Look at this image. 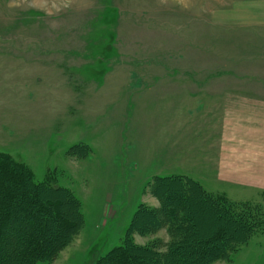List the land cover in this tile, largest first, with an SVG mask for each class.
<instances>
[{"label": "rangeland", "instance_id": "rangeland-1", "mask_svg": "<svg viewBox=\"0 0 264 264\" xmlns=\"http://www.w3.org/2000/svg\"><path fill=\"white\" fill-rule=\"evenodd\" d=\"M169 1L0 0V153L26 165L44 197L66 200L70 218L80 213L76 235L38 264H92L122 245L141 207L161 208L155 179L173 176L259 212L211 264H264V191L217 181L207 147L222 129L189 114L204 96H264V39L216 23L227 10L217 1L231 0H206L208 15ZM48 177L64 190L49 192ZM194 208L203 236L219 231L212 208ZM165 223L134 242L164 251ZM17 235L8 230L10 249Z\"/></svg>", "mask_w": 264, "mask_h": 264}, {"label": "trees", "instance_id": "trees-1", "mask_svg": "<svg viewBox=\"0 0 264 264\" xmlns=\"http://www.w3.org/2000/svg\"><path fill=\"white\" fill-rule=\"evenodd\" d=\"M52 180L48 177L44 184L49 192L59 194L64 188ZM154 183L152 192L161 201V208L146 211L141 207L122 245L92 264H211L236 251L243 242L241 235L248 238L253 231L252 221L260 216L256 207L235 205L224 197L213 196L192 179L159 177ZM42 188L26 165L0 153V264H38L76 235L80 213L76 210L70 218L64 209L66 200L51 199L48 193L49 197H44ZM67 196L74 211L79 200L73 194ZM192 206L212 208L222 222L219 231L203 236L195 216L198 209ZM144 212H148V217ZM163 220L170 237L164 251L156 241L151 246L134 242V234L145 235ZM8 230L18 232L12 238L11 249L10 241H6Z\"/></svg>", "mask_w": 264, "mask_h": 264}, {"label": "crops", "instance_id": "crops-1", "mask_svg": "<svg viewBox=\"0 0 264 264\" xmlns=\"http://www.w3.org/2000/svg\"><path fill=\"white\" fill-rule=\"evenodd\" d=\"M168 3L174 7L199 8V15H208L206 0ZM216 4L227 9L216 14L220 27L237 28V31L257 29L256 34H262L260 38L264 39V0L217 1ZM188 13L193 10L189 9ZM195 102L196 105L189 107V114H206L205 119L214 118L216 127L222 129L218 132L219 143L213 148L207 147L213 154L212 163L219 168L217 181L264 191V96L210 95Z\"/></svg>", "mask_w": 264, "mask_h": 264}]
</instances>
